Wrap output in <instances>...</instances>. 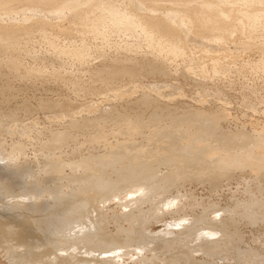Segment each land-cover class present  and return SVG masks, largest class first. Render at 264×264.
<instances>
[{"label":"rangeland","instance_id":"obj_1","mask_svg":"<svg viewBox=\"0 0 264 264\" xmlns=\"http://www.w3.org/2000/svg\"><path fill=\"white\" fill-rule=\"evenodd\" d=\"M14 1L16 3H14ZM14 1L12 3L10 2L9 5L11 7L7 5L12 8L11 11L10 9H8L9 11L7 10V13H11V15H3L5 12H0V21H3L5 19V21L8 22L7 19L11 18L12 21L14 20L13 22H18L20 19L22 20V18L42 19V16H46L43 12L35 11L34 13L35 8H33L34 10L31 11L32 6L25 0H19L21 3L18 0ZM26 8H29L30 10ZM42 13L43 15L39 16V14ZM32 14L36 17H33ZM6 16L8 17L6 18ZM51 17L53 18L51 19ZM45 18L47 20H50L51 22H48L51 24H54L59 19L56 24H61L64 22L63 26L66 25V21L63 20V18V21H60L61 17L55 18V16L51 15L49 17L47 15V17ZM36 33L37 32L33 33V37L31 39L32 41H29L25 49H22V51L18 55V57H21L19 58L20 62H22V64L20 63L21 66L18 69L19 72L18 70L16 71L13 68L11 69L10 67H7L8 65H6L4 61L7 59V54L3 51L0 52V118L3 117L2 114H5L6 112L15 114V117L12 118L11 121L9 120L8 122L7 120L5 122V129H0V147L4 146L2 150L0 148V150L2 151H0L2 153L0 156V167L8 165L5 168H10L9 171H11H4V167L0 169V171L3 170L5 172H0V234L2 236H0V264H46V255L43 254L44 252H51L46 253V257L49 258L48 255H54V252L64 253L63 251L66 249V247L68 248L67 250L69 252L67 253V256L70 257V255L72 256V254H75L74 257H70V260L72 262L71 264H88L87 262L83 261H75V259L79 258V255L83 256L85 254L87 256L88 253L86 254L85 252L87 250L100 248L108 250L113 248L114 246H121V251L126 250L124 253L127 252L123 256V262L121 264H206V261H208L209 264H264V182H262L264 180L260 182L263 183V185L261 186V184H256L259 183V181H255V179L253 178V180L232 179L230 181L223 182L220 187L215 190L208 187L205 182L202 183L203 181H201L198 177H195L197 175H193V172L197 174L198 172L196 171H198L199 169L194 165L196 168L195 169L192 163H190L188 164V166L183 165L184 168L186 167L185 170L190 169L188 171V175L190 177H188L186 181H178V184L177 181H174V183L177 184L174 186V183L171 182L173 180L171 178L170 180L165 174V172H167L165 170H168L173 166H171V164H173V160H170L172 162L168 160V163L158 164L157 167L153 169V174H150V177H153L152 180H150V177L148 180L147 175L144 176L145 180L143 179V182L145 183L139 182L146 185V183H148L149 181V183L147 184L149 186L146 185V188L144 190H133V183L131 185L130 182H118L114 179H111L108 175H100V171L98 170L92 172H94L95 175L97 174L96 176H98L99 178L96 179V181L93 182L92 185H89L87 187L83 182L77 180L79 179V172L73 173L72 171L71 173V170L69 171L67 166H62L61 170L57 171V174L59 173L58 177H51L47 173H43L42 168L46 165V162H48V160H46V156H43L38 152L39 143L45 140L48 128L55 129L59 127L55 122H51L52 116H55L57 118L58 116H62L63 114H66L68 112L71 113L80 109H82V111L84 110L88 114L91 113L90 115H96L101 110H110V108H116L121 111L124 109V106L127 103L133 101L141 94L143 87L144 90H149L152 93L161 92L164 95L166 94L165 98H168V101L165 102L169 104L178 105L179 107L184 104L187 105L185 106V108H193V110L200 108L203 112L205 111L206 113L212 112V114H216L220 112V108L218 107V103H216V101L226 103L225 106H227V109L225 112L229 113L230 121L221 122L222 124L220 123L219 128L223 130L242 128V126L240 127V125H242L241 123H246V125H243L245 129H243L245 131L246 129L247 131H250L249 129L252 128L250 125L252 121V124L255 123V125L257 124L259 126L261 124L263 125L264 72H262L261 69L259 70V67H257L258 69L254 67L259 60V52L261 51V49L259 48L261 47H257V45L260 44V38H262L263 40V37H261L262 34H260L259 38H257L259 34L255 33L253 35L254 39L257 38V40L260 41L258 42L256 47L254 44V46H249V48L248 46L243 47L244 44L239 43L240 40L237 36V38H233L236 39L234 40L236 42L233 41L223 48H219L216 44V46L214 44L211 45L210 43L200 39L198 36H189L191 37V39H189V37L187 38L186 41L188 44L186 45V48H188V50L189 48L190 50L193 49L194 52H189L190 54L183 57L184 59L178 58L179 60L177 59L178 62H176L179 63V61H182L183 59V63L181 62L183 66H191L190 68H197V65L200 64L198 65V69L200 70V66L202 67V69L200 70L201 73H196L199 76H195L196 74L193 73L192 75L191 72L185 71L184 72L187 73V75L188 73L190 75H179L180 72L178 71H180L181 67L183 70L184 67L181 63L178 65L175 62V65L177 64L175 67L178 66L177 74H175V76L173 75L172 77L163 78L162 76L160 77V75L156 76L153 74H138L131 78L122 77L114 81H106L105 79L97 78L94 75V72L92 71L94 69L93 67H96L98 64H100L101 62L99 61H102V59L105 57L110 58V56L113 55L119 54L118 56H121L123 54H127V52L129 53L130 50H127L122 45H124L123 41L124 43L132 42L131 38L128 37V39L126 38L121 40L120 37H118V42L117 35L114 33H110L107 34L109 35L108 37L110 38L112 35L113 36L110 39L107 38L106 42L108 44L103 41L101 42L100 40L96 41V39H91L93 41L90 40L89 42L91 46L90 52L88 53L89 55L87 56L88 63L86 62L85 64L87 65L80 67L81 65H79L78 62H76L69 56V58L66 57V55L62 56V59L64 61H62V63L59 62V59L57 57L54 58L55 56L52 54L51 48L48 47V45L43 42L42 39L38 37V34L36 35ZM253 36L251 38H253ZM72 38L73 36L71 38L59 36L57 38V41L59 44H62V42L63 44H65L68 39ZM73 39V43H79V39L76 36ZM237 39L239 40V42ZM257 40L255 39L254 43L257 42ZM142 46H144V44L140 43V45L138 46L139 48L137 47V49H135L138 52L137 55L139 56L141 54H144V52L147 50V48H144L145 46ZM202 49H208L209 51H212L210 53H213V51L214 53H217L219 50L222 51L226 49L228 56L226 55L225 59L228 61H225L226 63L229 62L227 64V66L229 65V67L228 69L226 67L227 70L225 71L227 73L224 71L223 74L225 75L222 76L223 78L220 76L222 74H218L220 78L218 77V75L216 76L217 82L216 79H213L215 76H212V73H210L212 71L211 68H209L210 64L203 62L204 59L206 62L208 57L207 59L206 57L202 58V64L200 61L201 59L198 58L200 52L197 53V51H201ZM142 51L143 53H141ZM193 53H195L196 55H194ZM90 55L93 57H91ZM191 55H193L192 57L195 56V58L198 59V62L194 61L197 59L190 57ZM229 57L230 60L235 63L233 64V66L232 61H229ZM189 58L190 60L192 59L194 61H192L193 63H195L194 65L190 60H188ZM189 61L190 63H188ZM204 64H208V66L206 67ZM23 67L33 69L34 72L39 69V71H36L35 73H38L40 77H38V74H35L34 72L32 78L26 77L25 79L17 76L16 74L24 72ZM194 68H192L193 70L191 69V71L199 72L198 69L195 70ZM236 68H238L241 73ZM255 69H257L258 71ZM202 70H206L207 72L210 71L209 73L211 75L207 73V76H210V78L206 79V71H204L205 75H203ZM40 71L42 72V74L39 73ZM42 75L44 78H41ZM211 77L213 80L211 79ZM5 84L6 86H4ZM214 84L218 85V87H221V91L214 90ZM3 86L7 87L8 89L4 88ZM115 92L118 95H116ZM170 98L171 100H169ZM163 99L164 98H162V100ZM53 101H62V103H64V107H60L59 105L52 108H47L45 106L46 103ZM182 110L180 109V111ZM236 123H239V126ZM43 126H45V131L43 130ZM113 127L114 125L111 124V126L109 125L106 128H102V132L106 135L107 141H109L111 145H114L117 140H125L127 137L126 134L123 133H114V135L116 134L114 136ZM204 133L202 132L203 136L200 137L202 141L205 142L208 139L205 144H212V142H214L213 137L210 136L211 141H213L209 142V134L207 132L205 134ZM85 138H87L86 135L79 137V141H81L79 143H83L84 145H81V148L78 149L79 151L77 149L76 151L73 148H67L63 150V152H61L57 149V151H51L48 155L51 156L54 160L56 159V161L61 162V160L63 161L66 159L68 161L78 159L81 155V157H85L90 155L102 154L101 151L94 149L96 146L93 147L91 145H88L84 141ZM213 144L215 145L216 143L214 142ZM141 145H144V143L141 142ZM88 146L91 147L92 150H94L91 151ZM19 147L21 148L20 153L17 150V148ZM74 151L75 153L73 155L72 152ZM9 155L12 156L10 157ZM25 166L27 169L25 168ZM119 166H121V164H119L118 167ZM166 166L169 168L167 169ZM187 167L192 168L187 169ZM28 168L30 170H28ZM159 168L160 170H158ZM192 169L193 172L191 171ZM60 171H62L61 174ZM29 173L31 174V177ZM107 173L111 174V170L107 169ZM154 173L157 174L155 175ZM161 173L164 175H162ZM190 173H192V176L195 177L193 180L199 179V182H197L198 180L193 181V177ZM16 174H18L17 176L19 177H17V179L15 178ZM46 174L48 175V177ZM159 175H162L161 178L163 180V183L160 182L161 178L160 180H158L159 178L157 177H160ZM3 176L6 177L2 178ZM154 176L157 177L154 179ZM163 176L167 177L170 181H167V178L164 180L165 177ZM7 177L9 178V183L7 181ZM23 177L25 179H23ZM12 178L14 179L12 180ZM18 179H22L23 182L21 183L19 180V183H17L19 185L16 186V182ZM36 180L37 182H35ZM28 182L30 183L28 185L29 187H31V189H33L34 186L36 187L37 185L36 189L34 188V190L36 191V193L39 192L37 199L40 200L35 199L37 196L35 197L31 195V197L30 193L28 194L27 199L30 197L31 199H25V196H27L25 195V192L27 190H24L23 187L25 188V186L27 187V185H23ZM179 182H182V185H180ZM81 183L83 185H81ZM169 183L171 184V186L169 185ZM128 184H130L131 187ZM150 186H152L153 188H151ZM29 187H27L28 190H31L29 189ZM39 189L41 190V192ZM42 191L43 193H45V195L42 193ZM19 193H21V196ZM41 193L43 196L41 195ZM39 194L42 198H39ZM91 195L95 196L96 198ZM90 197L92 199L94 198V200H89L91 199ZM41 199L43 200L41 201ZM170 199H172L173 204H165ZM17 201H21V203L19 204ZM12 202L16 204L13 203L12 205ZM16 205L21 206L17 208ZM14 206L15 208H13ZM17 214H19V216H17ZM123 214L127 218L124 217ZM14 215L16 216V218ZM99 215H103L104 219ZM11 216H14L15 219ZM89 216H91L90 219L94 221V227H91L90 232L100 233L101 231V234H104V236H106L104 241L102 240L104 243L97 239L99 243L98 241L93 240L92 242L90 241L91 243H87L84 241H80V243L76 242L74 246L76 245L77 247H74L73 243L72 245H69V242H66V240L64 239L65 237L63 236L67 232V227L69 226L68 223H73L74 225L76 221L79 223H82L81 221H84L83 223H87ZM7 217H11L8 220L10 221V223H7ZM222 217L226 219V222H228V220L231 222H228V227H226L227 224L225 225V231H216L214 238L218 241L214 242V245L208 244L209 246H206L207 242L205 244V240H207L208 237L197 239L196 236L199 233L205 232L207 228L208 231H210L212 229L213 221L219 220ZM178 218H184V220L181 221L187 225V228L185 225L180 229L182 231H185L183 233L173 231L174 233L167 232L170 235H168L167 233L161 235V233H163L161 229H168L167 227L169 226L168 224L171 222V220L173 221V219ZM10 225H15L14 227L16 229L18 227H25V229L29 228L28 230H24L26 233H30H25L27 236L23 237L22 239H18V237H16V239H14L17 243L16 245L13 240L15 235L11 234V232L15 233L13 231L15 228ZM220 231H222L223 234ZM118 236H120L121 238L119 237L120 239H118ZM7 237L9 239H7ZM11 237L13 238L11 239ZM170 237L171 239L175 238L173 240L174 242L172 241L171 243H169L171 240ZM168 238L170 240H166ZM164 239L166 240V243L164 242ZM201 241L203 242L200 243ZM11 243L13 246H11ZM113 243L115 245H113ZM162 243H164L165 246ZM168 243L172 246H170ZM216 243H218L219 245ZM200 244H204V246ZM16 246L17 248H15ZM211 246L213 248H211ZM208 247H210L209 250ZM10 248L14 251H11ZM15 250H18V253H16ZM52 250H54V252ZM140 250H142V255L141 253L138 254ZM210 250H212V252ZM209 251L210 253H207ZM97 253L98 251L93 252L94 255H96ZM188 253L190 255H193L191 257L195 260H192L191 257L186 258L187 255L190 256ZM90 254H92V252ZM187 259H190L191 261ZM90 263L91 262H89V264Z\"/></svg>","mask_w":264,"mask_h":264},{"label":"bare ground","instance_id":"obj_2","mask_svg":"<svg viewBox=\"0 0 264 264\" xmlns=\"http://www.w3.org/2000/svg\"><path fill=\"white\" fill-rule=\"evenodd\" d=\"M11 1L12 0H0V12L2 13L5 12L3 15L8 14L7 13L8 9H10L11 11L12 8H10L11 6L9 5ZM25 1H27V3H30V5L32 6V9L30 7L31 11H33L34 10L33 8H35L34 13L35 11L43 12L45 13L46 16H42L43 17L42 19L22 18V20L20 19L18 22L16 21V19H15L16 22H13L14 20L12 21L11 18L9 17L10 19H7L8 22H6L4 18H2L4 19L3 21H0V52L3 51L7 54V59L4 60L6 65H8L7 67H10L11 69L13 68L16 71L21 66L20 63L22 64V62H20L19 60V58L21 57H18V55L20 54L22 49L23 50L25 49L27 43H29V41H32L31 39L33 37V33L37 32L36 35L38 34V37L41 38L42 41L45 42L48 45V47L51 48L52 54L55 56L54 58L57 57L59 59V62L62 63V61H64L62 59V56H65V55L66 57L69 56L70 58L78 62V64L81 65L80 67L87 65L85 64L86 62L88 63L87 56L89 55L88 53L90 52L91 44L89 42L91 39L93 40L96 39V41L100 40L101 42L102 41L106 42L107 38L110 39L113 36L112 35L113 33L117 35L118 42H119L118 37H120L121 40L126 39V38L128 39V37L131 38L132 42L124 43L123 41L124 45H122L127 50H130L129 53L127 52V54H123L121 56H118L119 54L113 55V56H110V58L105 57L102 59V61H99L101 62L100 64H98L96 67H93L94 69L92 71L94 72V75L97 78H103L106 81H114L122 77L131 78L138 74H144V75L153 74L156 76L160 75V77L162 76L163 78L172 77L173 75L175 76V74H177V67H178V66L177 67L175 66L177 64L179 65L183 61L184 59L183 57H185L186 55L190 54L193 51V49L190 50L189 48L188 50V48H186V45L188 44L186 40L189 36H193V37L198 36L200 39L210 43L211 45L213 44L218 45L219 48L221 47L223 48L224 46H227V44L236 40L233 38L237 36L238 39L240 40L239 42V40L237 39L238 42L244 44L243 47L248 46L249 48V46H254V44L256 47V45L260 41V40L258 41L257 38H259L260 34H262L261 37H263V40L262 38H260L261 45L260 44L257 45V47H261L259 48L261 49V51L258 50L260 51L259 60L257 61L258 63L254 67L255 68L259 67V70L261 69V71L264 72V0H25ZM14 3L16 2L14 1ZM7 5H9L10 7ZM22 5H23V2H22ZM26 9H29V8H26ZM43 13L39 14V16L43 15ZM8 15H11V13ZM47 15L49 17L51 15L55 16V18L61 17L60 21L65 20L66 25L63 26L64 22L61 23L62 25L59 23L56 24V22L59 19L54 23L55 25L53 23L52 24L49 23L48 21L50 20H47L45 18L47 17ZM7 17L8 16H6V18ZM52 18L53 17H51V19ZM110 33H112L111 34L112 36L109 38L108 37L109 35L107 34H110ZM255 33L259 35L258 36L255 35L257 36V38H255L257 42L254 43L255 39L253 35ZM59 36H62V37L64 36L66 38L67 37L71 38L72 36L74 38L76 36L79 39V43L77 42L76 44L73 43L72 42L73 38H72V39H68V41L65 44H63V42L62 44H59L57 41V38ZM252 36L253 38H251ZM189 39H191V37H189ZM140 43L144 44L145 47L144 46L142 47L147 48V50L144 52V54H141L139 56L137 55L138 52L135 49H137ZM198 52H200L199 54L200 57L198 56V58L201 59L200 60L201 64L203 61L202 58L206 57L207 59L208 57L206 62H205V59L203 62L209 63L210 64L209 68H211L212 70L211 72L206 71L208 68L206 70H202L203 75H205L204 71H206V76H207V73L209 72L212 73V76L214 75L215 77L218 74H222L220 75L221 77L225 75L223 73L229 67V65L227 66L229 62L226 63V61L228 60L225 59L227 55L226 49L222 51L219 50L217 53H214V51L213 53H210L212 51H209L208 49L206 50L202 49L201 51H197V53ZM141 53H143V51ZM193 54L196 55L195 53ZM192 56L193 55H191L190 57ZM178 58L179 59L183 58V59L182 61H179V63H177ZM192 58H195V56ZM188 60H190V58ZM190 61L192 62L193 60L191 59ZM190 61L188 63H190ZM194 61L198 62V59ZM229 61L230 62L232 61L230 60V57H229ZM175 62L177 63L176 65H175ZM193 62L192 64L194 65L195 63ZM233 64L235 63L232 61V66ZM198 65H197V68L196 67L195 68L192 67V68L197 70L199 68ZM204 65H203V68H204ZM185 66H183L184 67L183 70H182V67L180 68V71H178L180 72L179 75H182V76L187 75V73L185 72H191V74L201 73L200 71L202 69L201 66H200L201 69L200 70L198 69L199 72L191 71L192 69L190 68L191 66L190 67L187 65ZM205 66L207 67L208 64ZM187 67H189L190 69ZM23 71L24 72H20L19 74H16V75L26 79V77L32 78L34 73L36 71L38 72L39 69H37L34 72L33 69L24 68ZM39 73L42 74L41 71ZM35 74H38V73H35ZM198 74H196L195 76H197ZM188 75L190 74L188 73ZM38 77H40L39 74H38ZM42 77L43 75L41 76V78ZM215 77L213 79L214 80L216 79V82H217V77L216 78ZM205 78L206 79L210 78V76H207ZM4 86H6V84ZM214 86H213L214 90L221 91L220 90L222 89L221 87H218V85L216 84H214ZM4 88L8 89L7 87H4ZM154 93L146 89L144 90V87H143L141 94L137 98H135L133 101H130L129 103H127L124 106V109L121 111L116 108H112V109L110 108V110H101L96 115L94 114L90 115L91 113L88 114L84 110L82 111V109H80V110H76L73 112L70 111L71 113L68 112L66 114H63L62 116L56 115L58 116L57 118L55 116H52L51 122L52 121L53 123L55 122L56 125H58L59 127L55 129L48 128L45 140L41 141L38 146V150H39L38 152L41 153L43 156H46L47 157L46 160H48V162H46V165L42 168L43 173H47L51 177H58L59 173L57 174V171L61 170L62 166L63 167L67 166L68 170L69 171L71 170V173L72 171L73 173L79 172L80 175H79V179L77 180L78 181L80 180L88 187L89 185H92L93 182L96 181V179L99 178L98 176H96L97 174L95 175L94 172H92V171L98 170L100 171V175H108L111 179H114L118 182H130L131 185L133 183L132 189L133 190L139 189L140 191V190H144L146 188V185L149 183L148 181L146 185L143 184L145 183L143 182L144 176L148 175V180H149L150 174H153L152 171L155 167H157L158 164H162V163L166 164L168 163V160L169 161L173 160V162L170 161L173 163L171 164V166L172 165L173 166L170 167V169H168L169 167L166 166L168 170H165L167 171L165 172V174L167 175L169 179L171 178L173 180L171 181L173 183L174 181H177V184H178V181H182V180L186 181V179L190 177L188 175L189 174L188 171L190 170L189 168H192V167H187V169L189 170H185L186 167L184 168V166L185 165L188 166V164L192 163L193 166L195 165L199 169L198 171H196L198 172L197 174L193 172V169H192L191 171L193 172V175L194 174L197 175L195 177H198L201 181H203L202 183L205 182L206 185L210 187L211 189L216 190L220 187V185L223 182L230 181L232 179H248L249 180L253 178L255 179V181H259V183H256V184H261V186L263 185V183H260V182L264 180V123L263 125L260 123L261 125L259 126L257 124L255 125V123L252 124L253 123L252 121V123L250 124L252 127L251 129H249L250 131H247V129L246 131L244 130L245 128L243 127V125H246V123L244 124L241 123L242 125H240V127L242 126V128L223 130L219 128L220 123L224 121H230L229 113L225 112L227 109L226 108L227 106H225L226 103L216 101V103H218V107L220 108V112L216 114L214 113L212 114V112L211 113H206L205 111L203 112L200 108H197L195 110H193V108H185V106L187 105H184V104L181 105V107H179L178 105L169 104L165 102V101H168L167 100L168 98H165L166 94L164 95L161 92L160 93L158 92L156 94ZM161 97L166 100L163 99L164 100L163 101ZM169 100H171V98ZM59 105L60 107L61 106L64 107V103H62V101L61 102L60 101L48 102L46 103L45 106L47 108H52V107L59 106ZM179 108L183 110L180 111ZM2 115L3 117L0 118V129L4 130L5 122L7 120L8 122L9 120L11 121L12 118L15 117V114L11 112H6L5 114H2ZM111 124L114 125L113 135L114 133L126 134L127 137L125 140H120V141L117 140V142L114 145H111L109 141H107L106 135L102 132V128L104 127L106 128L109 125L111 126ZM237 125L239 126V123ZM45 126H43L44 131H45ZM202 132L203 133L207 132L209 134V138L210 136H212L216 144L215 145L213 144L214 142H212L213 140L211 141V138L209 142H212L213 145L211 143L205 144V142L208 139L205 142L202 141V139L200 138L203 136ZM83 135L87 136V138H85L84 141L88 145H91L93 147L96 146L97 148L95 147L94 149L101 151L102 154L90 155V156H85V157H81L82 156L81 155L80 158L78 159H73L69 161L66 159L63 161L61 160V162L56 161V159L54 160L51 156L48 155L51 151L55 152V150L57 151V149L60 150L61 152H63V150L67 148H70V149L73 148L75 150L80 149L83 143H79L81 142L79 141V137ZM141 142L144 143L145 147L144 145H141ZM0 148L2 150L4 146ZM89 148L91 149V151L94 150V149L92 150L91 147ZM17 150L20 153L21 148L19 147L17 148ZM1 152H0V156L2 154ZM3 152H4V149H3ZM74 153L75 151L72 152L73 155ZM119 164H121V166L118 167ZM7 166L8 165L3 166V167L5 168ZM3 167H0V169H2ZM9 169L10 168L8 169L5 168L4 171L8 170L7 172H11L9 171ZM107 169L111 170V174L107 173ZM28 170L30 169L28 168ZM158 170H160V168ZM61 172L62 171H60V174ZM190 174L192 176V173ZM17 175L18 174H16V177H15L16 179L18 177ZM29 175L31 177L30 173ZM161 176L160 177L156 176V177L159 178L158 180H160ZM4 177L6 176H3L2 178ZM156 177L154 176V179ZM167 177H165L164 180ZM195 177H193L192 180ZM152 178L153 177H150V180H152ZM168 178L166 180L170 181L171 179L168 180ZM13 179L14 178H12V180ZM23 179L25 178L23 177ZM199 179H196L198 180L197 182H199ZM19 180L20 179H18L17 182L15 180L16 186L19 185L17 184L19 183ZM196 180H193V181H196ZM7 181L9 183V178L7 179ZM20 182L22 183L23 180L21 179ZM35 182H37V180ZM139 182H143L142 184L144 186ZM160 182L163 183L162 178ZM170 183L169 185L171 186ZM181 183L180 185H182ZM28 184L30 183L28 182L24 184L23 186L27 185V187H29ZM130 184L128 185L130 186ZM177 184L174 183V186ZM81 185L83 184L81 183ZM152 186L150 187L153 188ZM27 187L25 186V188ZM36 187L34 186L35 189ZM25 188L23 187L24 190H27L25 192V195H27L25 196L26 200L28 199L30 200L32 197L31 195L35 197L37 196L35 199L38 198L39 192L36 193L34 188L31 189V187H29V189L31 190H28V188L27 189ZM29 193L31 197L29 196L30 198L27 199ZM19 194L21 196V193ZM43 194L45 195V193ZM41 195L39 194L40 196L39 198H42ZM93 197L96 198L95 196ZM94 198L93 199L87 198V199L94 200ZM37 200H40V199H37ZM42 200L43 199H41V201ZM17 202L19 204L21 203V201L20 202L17 201ZM13 203L14 202H12V205ZM165 204L172 205L173 204L172 199L167 201ZM19 206H17V208H19ZM13 208H15V206ZM14 216H11V217L14 218ZM17 216H19V214H17ZM99 216L100 217L102 216V218L104 217L103 215H99ZM11 217H7V220H6L7 223H10V221L8 220ZM90 217L91 216H89L87 223H83L84 221H81L82 223H79L76 221L77 223L75 222V225L73 223H72L73 225L68 223L69 226L67 227V232L63 236L65 237L64 239L66 240V242H69V245H72L73 243V246H74L76 242L80 243V241H84L87 243L90 241L92 242L93 240H96V241L103 240L104 241L106 236H104V234H101V231L100 233L90 232L91 227H94V221H92ZM124 217L126 216L124 215ZM181 220H184V218L173 219V221L171 220V222L168 224L169 226L167 225L168 229H164V228L161 229V231L163 232V233L160 232L161 235L167 232L171 233L173 231L175 232L178 231L180 233H183L185 230L182 231L180 228L184 227L186 224H184V222H182ZM228 222L230 223L231 221L228 220ZM228 222H226V219L223 217L220 218L219 220L213 221L212 229L208 231V228H207L205 232L199 233L196 236L197 239H201L202 237L204 238L208 237L207 240H205V244L207 242L206 246L208 244L214 245L213 243L218 241L217 239L214 238L216 231L224 230L226 224H227L226 227H228ZM12 224H13V221H12ZM10 226H13V225H10ZM186 228H187V225H186ZM24 229L25 227L24 228L18 227L17 229L15 228L13 230L15 233L11 232V234L15 235V237L14 238L11 237V239L13 238L14 240L16 239V237H18V239H22L23 237H26L27 236L26 234H29L30 232L28 231H27L28 233L25 232V230L26 229L28 230L29 228H26L25 230ZM220 232L222 233V231ZM119 237L120 236H118L117 238L120 239L121 237L120 238ZM7 239L9 238L7 237ZM170 239L168 238L166 240H170ZM174 239H171L169 243H171ZM166 240L164 241L165 243H166ZM178 240H179V236H178ZM202 242L203 241H201L200 243ZM162 244L164 245V243ZM113 245L115 244L113 243ZM200 245L204 246V244H200ZM11 246H13L12 243H11ZM120 247L121 246L119 247L114 246L113 248L108 249V250H104L101 248L100 249H90V250L85 251L86 254L88 253L87 256L85 254H84L85 256L79 255V258L75 259V261L76 260L83 261V262H87L88 264L89 262L91 263L93 262L92 264H121L123 262L122 260L123 256L127 252L124 253L126 250L121 251ZM15 248H17V246ZM211 248L213 247L211 246ZM67 249L68 248L66 247V249L63 251L64 253L62 252L57 253V252H54V250H52L54 252V255L50 254V256L53 255L51 257L48 255L49 258L46 257L47 256L46 253L48 251L46 253L45 252L43 253L42 251L41 252L46 255L45 256L46 264H71L72 262L70 260V257H74L75 254L74 255L72 254V256L70 255V257L67 256L68 255L67 253H69ZM209 249L210 247H208V250ZM11 251H14V250H11ZM95 251H98L96 255H94L95 253L93 254V252ZM141 251L142 250H140L138 254L141 253L142 255ZM210 251L212 252V250ZM210 251L207 253H210ZM91 252L92 254H90ZM16 253H18V250L16 251ZM48 253H51V252H48ZM191 256L193 255H190V256L187 255L186 258H190ZM187 260L191 261L190 259H187ZM192 260H195V259L193 258ZM188 263H192V262H188ZM207 263L208 261H206V264Z\"/></svg>","mask_w":264,"mask_h":264}]
</instances>
